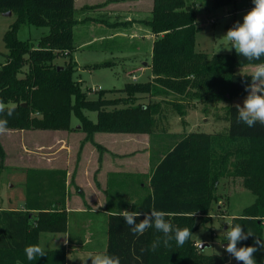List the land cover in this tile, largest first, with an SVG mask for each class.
Segmentation results:
<instances>
[{"label":"trees","instance_id":"trees-1","mask_svg":"<svg viewBox=\"0 0 264 264\" xmlns=\"http://www.w3.org/2000/svg\"><path fill=\"white\" fill-rule=\"evenodd\" d=\"M212 1L220 5L233 0ZM74 2L0 0V12L17 15L5 35L9 53L0 65V101L16 105L12 116L0 114L8 120L9 130L79 129L88 139L96 132L147 133L153 146L156 131L165 130L170 113L178 115L185 125L188 111L199 104L208 112L213 102H232L245 96L250 73L239 74L236 69L264 62V57L247 61L235 49L215 54L198 51L196 33L201 25L195 5L186 0H154L152 16L146 21L156 36L149 64L151 77L127 81L121 89L98 88L97 98L90 99L75 77L77 63L72 54L74 27L79 20ZM21 24L45 26L49 31L36 42L21 40L17 37ZM58 57L65 58L62 64L56 61ZM109 63H95L93 67ZM235 105H226L227 132H184L168 147L153 150L151 172L140 175L142 179L131 195L136 199L126 203V210L143 213L154 205L170 213L167 219L174 228L188 227L194 234L197 218L210 219L212 204L220 197L215 193L220 179L242 177L243 187L256 199L241 214L231 217L230 224H241L246 233H252L238 247L257 246L256 239L262 242L264 125L249 128L238 124ZM87 111H95L96 120ZM74 116L79 127L72 124ZM5 159L0 141V166ZM27 180L24 208L0 207V264H66L65 248H44L46 255L31 261L24 249L30 244L40 245L41 233L67 231V171L28 168ZM120 211L111 210L108 217L105 252L118 256L121 264H224L228 259L226 255L205 253L193 235L182 247L173 239L170 246L161 242L152 251L151 242L162 233L149 228L142 235H133L115 215ZM140 219L143 215L137 222ZM254 258L257 264H264L262 248Z\"/></svg>","mask_w":264,"mask_h":264},{"label":"rangeland","instance_id":"rangeland-1","mask_svg":"<svg viewBox=\"0 0 264 264\" xmlns=\"http://www.w3.org/2000/svg\"><path fill=\"white\" fill-rule=\"evenodd\" d=\"M187 4L195 5L197 10V21L201 28L196 33V49L198 51L209 54L215 53H230L234 49H230V43L223 38L226 32L239 21L243 22V16L251 10L254 5L252 0H233L230 3L215 5L212 0H186ZM80 11L76 12V16L81 18ZM85 13V12H83ZM85 15V14H84ZM17 15H5L0 12V65L7 59L9 48L6 45L5 35L11 26L16 22ZM85 23H78L75 26V45L80 42L84 32L87 30ZM48 27H37L31 24H21L17 37L21 40H31L36 42L41 36L47 34ZM96 42L89 47L79 48L73 51V59L77 63V71L75 77L82 82V88L87 92L88 98L95 99L98 96L100 89H121L127 81L132 80L129 71H133L139 75L140 80L147 78V72L134 71L135 68L145 62H151V56L145 51H137V44L125 43L123 53L114 52L113 56L107 53L106 49L111 51L118 46H122L117 42ZM121 50V49H120ZM123 51V50H122ZM64 57H58L56 61L59 64L64 62ZM112 61L106 66L93 67L95 63H102ZM90 64L91 67H90ZM79 65V66H78ZM253 64L249 65L245 71H252ZM239 74H244L243 69L238 70ZM97 88V89H95ZM243 101L234 98L232 102H217L211 103L208 112L203 111L199 104L197 107L188 111V120L190 124H182L181 118L178 115L170 113L169 118L172 119L173 128L168 129V124L165 125V130L158 129L156 131V138L153 141V150H159L161 147H168L172 141L176 139L181 133L185 131H214L216 128L225 130V126L229 125L227 120L226 105L231 103L235 105L237 102ZM237 105V104H236ZM87 115L95 120L96 112L87 111ZM178 120V121H177ZM180 120V121H179ZM78 119L74 116L72 124L78 126ZM176 124V126H175ZM180 128V130H179ZM179 131H178V130ZM176 130V132H174ZM9 130L7 133L0 135V141L6 151L8 150V157L6 156L3 165L0 166V207L9 208L11 205H23L26 202L27 193V165L35 163L33 160L27 162L28 157H36L37 150H31L29 153L23 151L24 140L29 142H37L38 139L45 140L53 135L52 130ZM178 131V133H177ZM173 132V133H172ZM130 133V132H129ZM47 141V140H46ZM126 178L124 186L116 188V178L111 177L110 180V209L116 208L117 196L116 192H125L128 196L132 195L133 187L131 183L142 179L140 175L125 174ZM145 181V180H143ZM146 182V181H145ZM119 190V191H118ZM215 193L219 194L218 201L213 202L210 214V219L205 221L197 218L198 228L193 234L196 244L202 242L208 243L203 249L205 253H216L227 256L224 264H234L235 259L225 251L227 246V229L230 224L231 217L237 216L243 210L255 202V194L243 187L242 177L225 176L220 179L218 186L215 187ZM122 200H126L123 197ZM88 216V215H87ZM82 220L87 223L84 228L87 239L91 242L81 244L79 248H74L69 253V264H92L90 255L104 252L107 249V223L105 222V213L98 212L88 217H82ZM73 223V219H72ZM262 243H264V225L262 227ZM83 235V234H82ZM86 239L85 236H81ZM80 237V238H81ZM104 238V242H103ZM44 247V244H42ZM94 249V251H92ZM264 251V248H262Z\"/></svg>","mask_w":264,"mask_h":264},{"label":"crops","instance_id":"crops-1","mask_svg":"<svg viewBox=\"0 0 264 264\" xmlns=\"http://www.w3.org/2000/svg\"><path fill=\"white\" fill-rule=\"evenodd\" d=\"M74 4L76 12H81V18L77 17L79 23L83 22L88 27L83 37L80 38V42L76 45L74 27L75 50L89 47L96 42L102 41L104 43L108 41L121 43L122 45L114 48L113 51L104 50L112 56L115 51L123 53L125 43L137 44V49L134 52L145 51L151 56L152 43L156 36L146 21L152 16L154 0H75ZM149 64L150 62H145L135 68L134 71L147 72V78L145 79L147 80L151 77ZM248 66L239 67L236 72L240 73L241 71L238 70L243 69L242 73H251L245 71L249 68ZM128 73L130 75L135 74L133 71ZM136 76V80H140L139 75ZM246 95L237 97V99L244 100ZM236 104L242 106L243 101H238ZM173 118L168 119V129L173 128ZM185 120V125L191 123V120H188L187 117ZM76 127H79V124ZM228 127L229 125L225 126V130L216 128L208 133L227 132ZM20 131L25 133L24 130ZM52 131H55L52 132L53 135L45 140L38 139L34 143H27L24 140L23 151L29 153L31 150H37L36 157L29 156L27 159V162L33 160L35 163L32 165L29 163L27 168L64 169L67 171L69 191L66 200L68 212L67 231L63 233H41L40 246L42 247V244H44L43 248H65L66 264H69L71 250L79 248L81 244L91 242V239H87L88 236L85 235L84 228L87 223L81 219L82 217L85 218L98 212H104L105 222L107 223L111 210H126V203L132 204L135 201L136 197L131 198L130 194L128 196L123 191L116 192L117 200L115 202L117 206L110 209V180L111 177L116 178V188H118L125 185L126 173L133 176L149 175L152 169L151 153L153 152V146L151 137L147 133L96 132L92 138L88 139L86 138L87 134L79 129ZM96 144L103 147V149L100 150ZM6 156L8 157L7 149ZM137 184V181H133L130 185L135 189ZM123 197H126V200H122ZM24 206L25 201L23 205H11L8 209H22ZM81 236H85L86 239H82Z\"/></svg>","mask_w":264,"mask_h":264},{"label":"clouds","instance_id":"clouds-1","mask_svg":"<svg viewBox=\"0 0 264 264\" xmlns=\"http://www.w3.org/2000/svg\"><path fill=\"white\" fill-rule=\"evenodd\" d=\"M254 7L243 16V22L237 21L223 36L231 47L235 49L237 55L242 56L247 61H260L264 57V0H252ZM253 70L248 75L250 83L245 84L247 93L242 106L235 105L237 110V123H243L249 128L255 127L257 123L264 125V62L256 63ZM16 108L14 103L6 105L0 101V114L6 112L7 116H12ZM8 120L0 118V135L9 131ZM121 217L129 227L133 235H142L147 229L154 228L162 233V237H157L150 244V249L155 251L163 243L165 247L170 246L174 239L177 246L182 247L193 235L188 227H175L167 217L170 213L158 210L155 206L150 207V211L141 213L140 211L121 210L115 214ZM143 215V219L137 222V218ZM192 216L195 213L191 214ZM251 232H245L241 224H228L227 246L225 251L230 254L240 264H257L254 254L264 248V243L256 239L257 246H241L238 243L248 239ZM202 248V246H201ZM144 249H142L143 251ZM28 260H35L37 257L45 256V250L39 244L27 245L24 249ZM92 264H121L118 256L110 255L106 252L90 255Z\"/></svg>","mask_w":264,"mask_h":264},{"label":"water","instance_id":"water-1","mask_svg":"<svg viewBox=\"0 0 264 264\" xmlns=\"http://www.w3.org/2000/svg\"><path fill=\"white\" fill-rule=\"evenodd\" d=\"M5 15H11L13 12L12 11H6V12H3ZM60 68H62V66H59ZM23 105H26V103H23ZM208 245V243H205V242H202L199 244V247L201 248L202 246V250ZM234 264H240V262L236 261L234 262Z\"/></svg>","mask_w":264,"mask_h":264},{"label":"built area","instance_id":"built-area-1","mask_svg":"<svg viewBox=\"0 0 264 264\" xmlns=\"http://www.w3.org/2000/svg\"><path fill=\"white\" fill-rule=\"evenodd\" d=\"M131 78L134 79V80H136L137 79V76L135 74H131ZM95 89H97V88H95Z\"/></svg>","mask_w":264,"mask_h":264}]
</instances>
